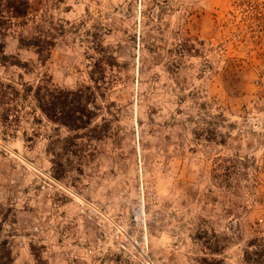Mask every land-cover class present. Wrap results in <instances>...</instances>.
Listing matches in <instances>:
<instances>
[{
	"label": "rangeland",
	"instance_id": "1",
	"mask_svg": "<svg viewBox=\"0 0 264 264\" xmlns=\"http://www.w3.org/2000/svg\"><path fill=\"white\" fill-rule=\"evenodd\" d=\"M41 13L64 32L45 58L10 36L5 81L75 90L96 85L98 59L112 65L95 128L51 121L33 93L0 121L14 264H264V0H46Z\"/></svg>",
	"mask_w": 264,
	"mask_h": 264
},
{
	"label": "trees",
	"instance_id": "2",
	"mask_svg": "<svg viewBox=\"0 0 264 264\" xmlns=\"http://www.w3.org/2000/svg\"><path fill=\"white\" fill-rule=\"evenodd\" d=\"M45 4L46 0H0V62L2 64L6 63L7 39L10 36H16L21 48L32 49L42 58L51 54L58 35L64 30L55 26L52 18L41 13ZM111 65V62L105 58L98 59L95 62L98 70L91 74V79L96 85H85L75 90L63 89L49 83L36 86L24 83L25 90L30 93L23 94L15 84L5 81L0 76V121H6L12 114L17 118L19 101L33 93L38 107L51 121L73 131L90 129L99 117L98 112L90 107L97 105L99 98L97 89H101L107 66ZM53 162L57 161L53 160ZM6 243V241L0 242V264H5L2 261L4 258L8 259L6 264H14L12 251L5 246Z\"/></svg>",
	"mask_w": 264,
	"mask_h": 264
}]
</instances>
